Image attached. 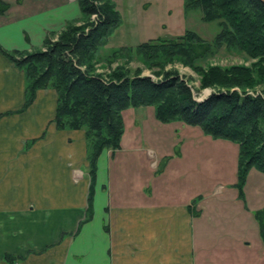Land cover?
Listing matches in <instances>:
<instances>
[{
  "label": "crops",
  "instance_id": "crops-1",
  "mask_svg": "<svg viewBox=\"0 0 264 264\" xmlns=\"http://www.w3.org/2000/svg\"><path fill=\"white\" fill-rule=\"evenodd\" d=\"M5 1L10 7L0 14V264H238L239 257L236 263L232 253L224 254V246L236 251L238 244L224 235L211 245L202 233L198 237L196 221L202 225L208 214L202 194L188 191L187 168L165 167L161 176L160 153L124 136L120 148L104 149L98 158L87 218L86 130L56 126L54 89L39 90L25 108V74L2 51L40 49L51 33L82 22L78 0ZM118 4L126 9L123 0ZM123 20L121 26L125 14ZM195 200L197 215L189 208Z\"/></svg>",
  "mask_w": 264,
  "mask_h": 264
},
{
  "label": "trees",
  "instance_id": "trees-1",
  "mask_svg": "<svg viewBox=\"0 0 264 264\" xmlns=\"http://www.w3.org/2000/svg\"><path fill=\"white\" fill-rule=\"evenodd\" d=\"M78 2L83 22L69 23L56 40L48 36L43 47L34 51L1 49L25 74V108L35 101L39 90L53 88L58 96L56 126L86 130L91 179L87 218L91 215L98 158L104 149L121 147L129 108L154 106L163 122L179 119L202 127L216 138L236 141L242 179L252 167L264 173V89L256 93L249 90L264 85L263 1L186 0L188 10H200L205 21L218 22L221 29L213 44L189 31L177 40L159 38V43L152 39L137 45L147 61L176 58L193 66L201 75V86L214 88L202 100L195 97L193 87L177 71H166L159 80L140 73L131 75L123 66L108 75L97 72L94 56L122 24V14L114 0ZM9 7L7 1L0 0V14ZM214 46L243 51L256 61L251 66L231 67L195 64L214 52ZM197 201L189 205L195 215ZM257 218L264 239V210L257 213ZM7 259L15 260L11 255Z\"/></svg>",
  "mask_w": 264,
  "mask_h": 264
},
{
  "label": "rangeland",
  "instance_id": "rangeland-1",
  "mask_svg": "<svg viewBox=\"0 0 264 264\" xmlns=\"http://www.w3.org/2000/svg\"><path fill=\"white\" fill-rule=\"evenodd\" d=\"M114 1L117 5L118 0ZM123 1L126 9L119 4L116 7L122 14V20L125 14L126 24L116 28L107 42L98 48L93 60L95 70L108 75L118 66H123L131 75L140 73L158 80L166 71H177L193 87L198 100L208 97L214 88L201 86V75L193 66L176 58L160 57L154 62L147 61L137 51V45L159 38L177 40L189 31L198 33L206 42L213 44L221 29L218 22L205 21L200 10H188L186 0ZM58 33H51L50 36L53 35L56 40ZM213 50L195 64L204 68L215 65L231 67L251 66L256 61L237 49L214 46ZM159 72L161 76H157ZM263 89L264 85H258L256 90H249L256 93ZM126 138L152 146L160 153V156L157 155L161 158L157 173L161 176L165 167L177 170L187 168L188 191L197 196L202 194L208 214L202 225L198 224L200 220L196 221L198 237L202 233L211 245L222 241L221 236L224 235L231 243L238 244L236 251L224 246V254L232 253L236 263L239 257L238 264H264V239L257 218V213L264 210V173L252 167L242 179L240 148L236 141L216 138L202 127L179 119L163 122L157 118L154 106L133 107L125 112L124 139L127 141Z\"/></svg>",
  "mask_w": 264,
  "mask_h": 264
},
{
  "label": "water",
  "instance_id": "water-1",
  "mask_svg": "<svg viewBox=\"0 0 264 264\" xmlns=\"http://www.w3.org/2000/svg\"><path fill=\"white\" fill-rule=\"evenodd\" d=\"M261 1H263V2H264V0H261Z\"/></svg>",
  "mask_w": 264,
  "mask_h": 264
},
{
  "label": "built area",
  "instance_id": "built-area-1",
  "mask_svg": "<svg viewBox=\"0 0 264 264\" xmlns=\"http://www.w3.org/2000/svg\"><path fill=\"white\" fill-rule=\"evenodd\" d=\"M95 17V16H94Z\"/></svg>",
  "mask_w": 264,
  "mask_h": 264
}]
</instances>
